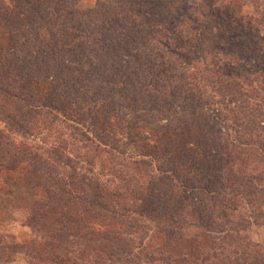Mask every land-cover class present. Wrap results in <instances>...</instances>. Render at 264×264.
<instances>
[{"label":"trees","instance_id":"16d2710c","mask_svg":"<svg viewBox=\"0 0 264 264\" xmlns=\"http://www.w3.org/2000/svg\"><path fill=\"white\" fill-rule=\"evenodd\" d=\"M208 2L207 13L189 0H110L88 14L73 9L74 18L90 28L82 26L81 45L74 44L79 48L72 51L64 45L70 24L59 15L72 7L66 0H0V22L11 30L14 51L5 61L0 57L1 120L23 135L42 123L48 129L69 124L74 131L44 157L12 143L0 130V169L25 166L29 185L44 194L27 215L32 239L0 243V264L16 263L18 257L26 264H264V245L253 243L248 234L264 218V181L241 166L248 169V159L264 165V137L254 132L264 123V72H257L264 71V62L249 50L261 41L264 0ZM246 7L253 12L246 14ZM213 23L220 31L213 62L218 66L221 54L224 67L219 64L214 73L187 72L182 86L170 85L156 99L164 118L179 114L177 107L190 116L202 109L203 123L183 117L187 126L179 125L177 140L170 138L179 149H165L160 160L151 152L134 159L132 143L102 127L100 113L82 105L89 92L82 73L96 66L99 73L138 78L183 66L186 51L199 49L203 29ZM22 40L28 50L46 49L45 60L28 53ZM124 41L140 45L142 55L123 60ZM89 55L95 60L90 62ZM71 56L77 65L67 66ZM43 79L51 85L44 98L35 92V83ZM249 87L255 91L249 93ZM236 100L246 111L230 106ZM189 124L197 128V137ZM242 125L245 131H237ZM124 128L126 136H134ZM101 146L115 159L117 168L110 174L117 185L104 182L95 170L100 155H88V166L70 155L75 147L87 154ZM164 218L176 230L166 229ZM164 230L165 241L153 250L152 236Z\"/></svg>","mask_w":264,"mask_h":264},{"label":"rangeland","instance_id":"374dc122","mask_svg":"<svg viewBox=\"0 0 264 264\" xmlns=\"http://www.w3.org/2000/svg\"><path fill=\"white\" fill-rule=\"evenodd\" d=\"M68 1L69 0H66L67 5L69 4V6L72 7L64 9L59 13V15L70 24L68 29L69 34L67 35V39L64 40V45L67 46L69 50L75 51L74 49H78L79 47L73 45L76 43L81 45V37L79 36L82 35V30L84 28H90V24L88 22L81 24V19L77 20L74 18V15L71 13L72 10L76 9L79 10V12L88 14L87 12L97 8L98 3L102 2L107 4L110 0H74V4H72V0L69 2ZM189 4L192 6H197L198 8L202 9L204 13H207L210 7L208 0H189ZM244 12L249 14L253 12V9L246 7ZM82 26L83 29L80 30ZM10 32L11 30H9V28L5 26L4 22L1 21L0 57L4 61L7 60L8 57H11V55L14 53V51L11 49L12 38L9 35ZM146 34L149 35V31L145 32V35ZM219 35L220 31L217 24L213 23L210 26H207L202 31V39L199 49L194 52H191L190 50L186 51L187 55L183 56V66L175 65L176 67L173 69L163 68L162 73H149L145 76H140L137 78L135 75H133V73H99L96 69V66H94V68H90L88 73H82L84 80L88 83L89 89V92L87 93L88 97L82 101V105L86 109H91L100 113L102 118V127L106 126L109 131L111 128L119 131L123 134L120 137L125 138L124 141L126 143H129L130 145L132 143L130 148L131 153L134 154V159L138 158L136 155H142L150 152L152 155H156V157H158L157 159H162L164 153H166L165 149H170V151H175L176 148L179 149L176 147V145H173L174 143L170 144V138L177 140V137H179V125H183L185 127L187 126L183 117L188 116V121L190 123L193 119L194 122L203 123L204 119L201 117V115L204 112L202 109H200L199 112L197 111L196 114L190 116V112L181 114L182 107H177V110L175 109V111H177L179 114H175L173 112L168 118H164L162 114L164 107L163 105H160L159 102L157 103L156 99L159 98V96L161 97L160 94H162L164 90H167L170 85L177 84L178 86H182L184 74L187 72L195 75L196 73H208V70L213 73L218 71V66H220L219 64L222 65V57H220L221 54H218L217 56V61L221 59L219 63L217 62L218 66L216 65L215 67L213 61L215 54L214 51L218 46ZM46 36L48 39L49 36L47 33L43 36L41 35V39L43 41H47L46 38H44ZM84 38L86 39V37ZM21 42L23 45L25 44L27 52H31V55H37L40 60H45V57H47L46 49L43 51L39 46L38 48L37 46H34L32 47L33 50H28L29 47L26 45V41L22 40L19 43ZM136 45L137 44L134 43L127 44L124 41V49L120 52V57L128 62L133 56H141L142 54L139 55L141 53L139 52L140 49H137ZM249 50L250 54L253 53L254 56L258 57L259 62H264V25L262 27L260 43L251 45ZM87 58L91 60L90 62L95 60V58H93L91 55L87 56ZM48 60L51 59L48 58ZM75 60L76 59H73V56L67 58V66H71V64L77 65L78 59L76 62ZM157 61H160V58H157ZM223 67L224 66L222 65V68ZM257 72L262 73L264 71L257 69ZM238 74H241V72H238ZM119 75H122V78H119ZM137 79H146L148 81L146 83H141L140 80L138 81ZM134 86L139 89L137 94H135L134 91H131L133 90ZM254 87H256V85H254ZM254 87L248 88L249 93H253L255 91ZM258 88L263 89V87L259 86ZM208 91L209 93H212L211 88H208ZM35 92L39 97L42 98L48 96V94L51 92L49 79L38 80L35 83ZM227 104L229 105V99L227 100ZM230 106L232 108L241 107V111H246V106L241 100H236V102L231 103ZM204 111L209 115H213L212 110L205 108ZM108 116L110 119L109 122L106 118ZM48 125L49 124L42 123L31 132V135H23L19 132L11 131L9 126H7L1 120L0 116V130L8 135V138L12 143L16 145L25 144L42 154L44 157L51 156V147L59 141V138H71L74 132L72 131L73 125L70 127L69 124H57L52 129H48ZM124 127H127V132L133 133L134 136H126ZM188 127H191V124H189ZM191 128L194 132V136L197 137V128L193 126ZM245 129L246 127L243 125L239 128H236L237 131H245ZM254 129L256 136L264 137V123L259 124L257 128ZM232 134L234 135L233 132ZM74 136L75 138H78L76 134H74ZM185 139L187 140L186 137ZM182 145L184 147V143ZM189 145L192 144L190 143ZM191 147H193V145ZM101 148L102 149L99 151L94 150L86 154L85 150L81 151L80 148L75 147L74 149L72 148L73 152H71L70 155L77 159L83 166H88L86 165V158L88 155L91 157L93 156V153L100 155V162H98V167L95 168V170L100 172L99 175L104 182H107L110 185H117V181L114 180L110 174L112 169L117 168L115 159L111 160L108 153H102L103 151L110 150L105 149L103 146H101ZM122 149H124V146ZM256 154H258V152ZM254 157L252 159H254ZM247 161L249 162L247 164L248 169L245 168L244 163L241 166L246 171H248L249 174H251V172L254 173L257 176L255 178L256 180L261 182L262 180L264 181V165L261 163H255L251 159H248ZM52 162L54 161L52 160ZM27 176L28 169L25 166H21L15 170L13 168L0 169V243L2 244L10 242L12 239L18 244H25L32 239V230L26 225L27 215L31 206L36 201L44 198V194L41 188H34L33 186L29 185ZM258 177L262 180L258 179ZM174 186L176 191L180 190L178 185ZM161 221L166 223V229L176 230V227L172 224L170 219L164 218ZM156 233L157 234H154L151 238L153 250L157 249V245L159 243L165 241V237L167 235L165 230L160 234H158V232ZM248 234L250 240L253 243L264 245V218L260 220L259 225H254ZM190 235H195V233L191 231ZM182 252L183 250L181 253ZM17 260L18 261L16 263L12 264H26V262L21 257H18Z\"/></svg>","mask_w":264,"mask_h":264}]
</instances>
